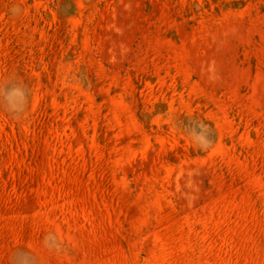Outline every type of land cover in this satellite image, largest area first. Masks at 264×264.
Returning <instances> with one entry per match:
<instances>
[{
  "label": "rangeland",
  "instance_id": "1",
  "mask_svg": "<svg viewBox=\"0 0 264 264\" xmlns=\"http://www.w3.org/2000/svg\"><path fill=\"white\" fill-rule=\"evenodd\" d=\"M0 264H264V0H0Z\"/></svg>",
  "mask_w": 264,
  "mask_h": 264
}]
</instances>
